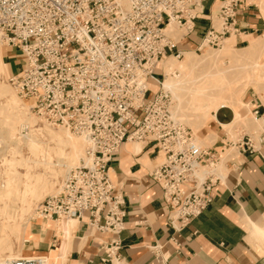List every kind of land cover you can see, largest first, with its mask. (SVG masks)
Masks as SVG:
<instances>
[{"label":"built area","instance_id":"1","mask_svg":"<svg viewBox=\"0 0 264 264\" xmlns=\"http://www.w3.org/2000/svg\"><path fill=\"white\" fill-rule=\"evenodd\" d=\"M206 1L0 0V37L23 57L9 82L42 123L87 141L80 163L37 205L35 217L85 221L91 235L111 234L102 246L103 262L118 260L125 229L124 194L111 173L125 143L143 142L163 152L150 175L162 187L167 219L177 232L209 207L211 190L223 178L200 175L221 156L213 147L197 146L161 89L165 59L184 55L179 44L203 18ZM247 5L249 0H224L216 14L223 24L216 27L210 18L198 49L224 47ZM170 24L181 30L179 37L167 31ZM151 85L157 89L148 97ZM252 111L264 122L259 106ZM244 145L254 149L249 137ZM7 264L50 262L41 255Z\"/></svg>","mask_w":264,"mask_h":264},{"label":"crops","instance_id":"2","mask_svg":"<svg viewBox=\"0 0 264 264\" xmlns=\"http://www.w3.org/2000/svg\"><path fill=\"white\" fill-rule=\"evenodd\" d=\"M223 1H206L203 18L194 22L195 30L181 41L180 49H198L210 18L214 24V9ZM249 2L239 11L227 36L234 37L237 45L248 46L252 38L264 35V0ZM2 53L4 56L3 47ZM5 57L10 75V71L15 72L14 61L8 55ZM254 106L264 112L261 101H254L252 109ZM222 109L214 113L215 128L207 135L219 136L213 147L225 148L222 143L235 145L237 153L225 163L226 173L211 190L209 207L187 227L177 232L170 225L162 187L150 175L148 164L155 165L160 153L143 142H139V150L125 143L111 166L113 181L124 194L126 209L118 260H101L103 243L112 239L111 234L91 235L85 221L80 220H76L74 233L70 234L69 225L74 219H36L31 228L28 223L26 256L44 253L50 264H264V143L260 141L261 134L256 139L242 133L237 142L230 140L229 134H222V124H228L221 122L227 121L228 115ZM247 137L253 150L245 148Z\"/></svg>","mask_w":264,"mask_h":264},{"label":"rangeland","instance_id":"3","mask_svg":"<svg viewBox=\"0 0 264 264\" xmlns=\"http://www.w3.org/2000/svg\"><path fill=\"white\" fill-rule=\"evenodd\" d=\"M220 5L221 4L219 3L214 9L216 13L219 11ZM214 24L216 27H221L223 21L222 19H220V17L215 16ZM171 35L179 37V35H181V30H179L175 26V30H172ZM256 38L257 37L252 38L251 40H255ZM228 40L230 39H227L225 42V46L221 48H213L207 45H203L200 49L183 50L184 52H194V55H192V59L194 60V68L192 70H189L188 67H174L172 70L173 72H176L177 75H179L180 73H187L188 82L183 89H180L178 91V99H174L172 98L171 94H168L170 109L175 113L176 119L181 121L186 127L191 130L194 136L195 143H200L201 147L203 148L213 147L216 143V139L219 138V136H216L217 138H215L214 136L207 135V133L211 132V129L215 128L213 122V119L215 118L214 113L220 108H223L222 110L228 113L227 121H221L222 123L228 124H222L223 130L220 132L222 134H229V139L233 140L234 142H237L242 133H247L252 137L258 139L264 128L263 120L257 118L252 111L254 101H261L262 103H264V70L260 67L250 65V62L257 59V57H260V60L264 61V42L261 44L262 47H260V49L254 50L250 53L245 49L247 45L235 44L236 40L234 37L231 38L232 41L229 42ZM227 43L232 44L228 46ZM0 44L4 49V59L6 60V55L10 56L14 61V67L16 71L17 68L20 67L21 60L23 58L21 53L15 51L9 46H6L1 37ZM261 52L263 54L262 56ZM213 53L217 54L214 55ZM184 59H186V57L183 55L180 58H176V62L180 63ZM238 64H244L247 69H243L242 66H240V69H237ZM230 66H232L233 70L230 68ZM8 76L9 73L5 74V72L0 71V86H6L10 89V91L16 96L20 109H27L29 105L28 101L18 96L17 92L9 82ZM156 89L157 86L151 85L148 97L152 96V93H154ZM230 95H232V102L227 103V101L229 100L228 96ZM251 100H253L252 103ZM2 104H5V99L0 100L1 119L4 118L9 111V107H3ZM230 109L233 110V112ZM28 113L32 115L34 119H36L35 124L37 128H40L44 131H46L47 128L53 130L60 129L59 127H51L42 123L36 116L33 115V113L29 109ZM26 133L27 129H24L22 131V134ZM18 134L19 133H16L15 135L16 139L14 138V144H16V147H21L22 144L18 143L19 140H17L19 136ZM71 134L75 137L80 136L74 133ZM14 140L11 141L6 138L3 143H0V176H3V173H5V171L8 169L6 163H2L3 157L11 159L12 157H18L19 155L17 153H14V151L12 150V147H14V144H12ZM44 140H46L48 144L50 152L49 155L54 158L52 159V161L54 160V163H57V161H55V156L57 155L56 151L58 152L59 150H62L63 156L65 155V153H68V148L66 145L63 144L59 147L58 145H55L56 142L51 140L48 136H45ZM127 143H137L142 146V143H139L137 141H129ZM222 145H225L226 147H213L216 151L219 152L221 156L218 163L213 167H202L201 176L211 172L218 175H225L227 170L225 163L237 153V148L235 147V145L231 146L225 143H222ZM85 148L86 147L84 146L82 154H84ZM20 151L24 157H28L30 159L29 162L31 168L26 170L25 166L17 164L16 166L14 165V167H12V170L15 169L17 172H21V174L29 171V175L33 177L41 176L42 174L45 175L46 170L43 169L44 166L41 164V166L38 167V163L37 165H35L36 163L34 164V160H36V158L38 159V157L33 155V158L32 154L28 152V148H26L25 146H22L20 148ZM29 154L30 156H28ZM63 156L61 157L62 159L65 158ZM81 159L78 161V164L80 163ZM163 159L164 155L163 152H161L157 162L162 163ZM78 164H76L75 166H77ZM148 165L151 170L155 166L152 164ZM56 167L55 175L52 177V179L50 178V184L48 185V189L51 192H46L47 194L42 195L40 198H38V200H34V203L26 212L27 214H24L23 218H20V211L14 210L12 209V207H9V203L12 204V202H10V199L8 200L9 202H7V208L4 207L5 199L0 200V257L7 258L12 254L27 255V253L24 251L26 249V247L24 246V242L29 238L30 228L34 225V222L37 219L35 217V208L41 201L45 199V197L53 194L57 190L58 185L60 184L62 179H64L69 169H71L73 166L68 169L65 166H60V168L58 166ZM45 177L47 178L48 175H45ZM2 181L3 179L0 178V183ZM7 221L9 225L18 222H26V225L30 223L29 231L23 230L22 232L23 246L22 238L21 240H17L14 236H11L8 239H4V236L6 237L10 235L9 232L6 233L1 231V229L7 224ZM28 255H30V257L42 255L45 256L46 259H49L48 255L44 253H28Z\"/></svg>","mask_w":264,"mask_h":264},{"label":"bare ground","instance_id":"4","mask_svg":"<svg viewBox=\"0 0 264 264\" xmlns=\"http://www.w3.org/2000/svg\"><path fill=\"white\" fill-rule=\"evenodd\" d=\"M167 29L168 32L172 33V30L173 31L175 30V25L170 24ZM228 41L230 42L232 40L230 39ZM263 42H264V35L258 36L255 40H251L250 44L247 47H245V49L246 51H249L251 53L254 50L260 49V47H262L261 44ZM230 44L232 43H227L228 46ZM217 53H213V54L216 55ZM192 55H194L193 51H185L184 56L186 57V59H184L182 62L180 63L176 62L175 56H168L163 63L165 77L163 80H161V89L163 90V92L167 94H171L172 98L174 99L175 98L178 99V91L180 89H183L187 85L188 75L187 73L185 74L180 73L179 75H177L176 72H173L172 70L174 67H188L189 70H192L194 68V60L192 59ZM262 55L263 54L261 52V56ZM245 65L238 64L237 69H240V66H242L243 69H247ZM250 65L260 67L264 70V61L260 60V57H257V59L250 62ZM251 66H247V67H251ZM230 68L232 69V66H230ZM0 71L5 72V74H8L9 72L8 66L6 65L2 53L1 44H0ZM228 97L229 100L227 101V103H231L232 95ZM3 99H5V104H2L3 107H9V111L4 118L2 119L0 118V143H3L6 138L11 141L14 140L16 133H19L18 134L19 136L17 138V140H19L18 143L28 148V152H30L32 156L34 155L38 157V159L36 158V160L33 159L34 164L36 163L35 165H37L38 163V167H40L42 164L44 166L43 169L46 170L45 175H48V177L46 178L45 175L41 173L42 174L41 176L33 177L29 175V171H26L24 174H21V172L19 173L15 169L12 170V167H14V165L16 166L17 164L25 166L26 170L30 169L31 165L29 162L30 159L28 157H24L21 154L20 148L22 146L16 147V144H14L15 140L13 143L10 141L12 144H14L12 150L14 151V153H17L19 155L18 157H12L11 159H7L5 157H3L2 159L3 160L2 163L5 162L6 165L8 166V169L5 171V173H3L4 174L3 176H0V178L3 179V181L0 183V200L5 199L4 207L7 208L8 207L7 202H9L8 200L10 199V202H12V204L9 203V207H12V209L14 210L20 211V218H23L24 214L30 209V207L34 203L33 202L34 200H38V198H40L42 195L47 194L46 192H51L48 189V185L50 184V178L52 179V177L55 175V167L58 166L60 168V166H65L68 169L78 164V161L81 158H83L85 155V151L84 154L82 153H83V147L84 146L86 147L87 141L83 136L75 137L71 134V132L64 130L62 128H60L59 130H53L47 128L46 131L37 128L35 124L36 119H34V117L28 113L29 106L27 109H23V110L20 109L16 96L6 86H0V100ZM172 115L176 119V115L173 111H172ZM24 129H27L26 134H22V131ZM45 136H48L51 140L55 141L56 142L55 145H58L60 147L61 145L64 144L68 148V153H65L64 156L62 155L63 153L62 150L61 151L59 150L58 152L56 151L57 155L55 154L56 155L55 161H57V163H54L53 162L54 160L52 161V159L54 158H52L49 155L50 153L49 147L46 140H44ZM196 144L197 146L201 147L200 143L196 142ZM132 147H134L136 150H139L141 146L137 143H134L132 144ZM30 154L28 156H30ZM61 155L65 158L62 159ZM75 221H71L69 225L70 234L74 233V226L77 223V221L76 222ZM26 227H27L26 222L25 223L18 222L9 225L7 221V224L1 229V231L6 233L9 232L10 234L6 237L4 236V239H8L9 237L14 236L17 240L19 239L21 240L22 232L23 230L25 231ZM22 246H23V238H22ZM20 257H30V256H26L23 254H12L7 258L0 257V264H7L8 260L20 258Z\"/></svg>","mask_w":264,"mask_h":264}]
</instances>
